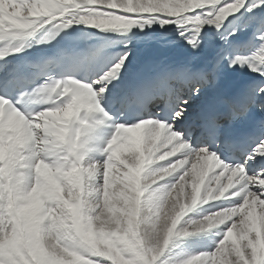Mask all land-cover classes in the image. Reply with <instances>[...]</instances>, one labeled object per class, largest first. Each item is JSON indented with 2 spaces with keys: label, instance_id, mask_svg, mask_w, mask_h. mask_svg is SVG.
<instances>
[{
  "label": "snow or ice",
  "instance_id": "snow-or-ice-1",
  "mask_svg": "<svg viewBox=\"0 0 264 264\" xmlns=\"http://www.w3.org/2000/svg\"><path fill=\"white\" fill-rule=\"evenodd\" d=\"M8 3L9 14L18 12L19 16H23L26 14L25 6L30 4L31 0H8ZM229 4H236L238 10L227 17H219L220 9ZM14 5H19V9L11 7ZM85 7L111 11L113 14L127 16L135 21L137 20L131 17L141 15H146L149 19L159 17L158 23L161 28L169 23L176 26V34L192 52L198 53L207 41L208 48L210 50L215 48L216 54L200 68H193L191 63L180 66H158L147 75L130 77L131 49L108 56L99 66H93L92 62L98 56V52L90 48L72 54L60 50L57 58L45 59L39 63L25 62L11 68L6 63L0 65V101H6L9 108L18 109L17 106H20V111L24 113L28 121L38 123L39 121L34 120L35 111L31 113L26 111L24 107L26 100L40 94L48 86H54L57 81L61 88L73 81L85 85L92 90L93 100L91 107L81 108L78 113L82 109L101 111L103 117L111 121L114 134L118 138L125 133L123 129L118 132L116 125H139L140 127L133 128L131 135H137L142 128L148 142L151 143L154 138L157 147L160 148L156 157H163L165 153H168L166 158L158 159L149 165V172L167 168L177 161L182 162L178 170H173L171 175H165L163 179L153 184L157 185V188L154 189L153 185L146 188L141 197L142 201L162 203V198L172 184L182 176L190 179L194 173H204V185H208L212 178L220 177L221 173H224L221 183H226L233 169L241 170L240 175L233 180L235 187L230 188L223 198L216 200H223L226 203L218 204L215 211L242 204L245 195L249 192L264 201V186L260 184L264 181V15H256L258 9H264V0H214L208 4L187 8L179 15L171 16L161 15L154 10L123 13L89 5ZM45 19L47 18L38 20L36 26L44 24ZM70 19V16L65 17V21ZM149 19L144 20L143 25L151 26ZM161 20L167 23L161 24ZM53 22L61 23L59 20H53L51 24ZM73 23L75 21L66 28ZM46 25L49 24H44L45 31H47ZM246 33L247 39L241 40L240 37ZM23 38L20 29L10 26V21L7 19L3 21V27L0 28V42ZM21 48L18 45L14 51L18 52ZM4 49L0 50V60L7 55L6 43ZM236 69H247L258 80L236 95H225L218 90L219 81L224 73ZM68 76L72 78H54ZM68 99L70 97L61 98L57 93L55 102L50 101L41 105L40 110L61 107L67 103ZM197 100L200 101L199 104L195 103ZM112 109H115L116 115H129L130 118L124 121L114 119L110 114ZM253 112L262 114L261 119L253 122L254 131L239 132L233 127L237 122H247ZM74 117L67 123L63 154L56 151L44 157L54 165L61 163L62 155L67 156L69 149L74 148L76 153L69 158V165L76 156H81L74 147L77 145L80 133L77 132L73 136L69 131V125ZM112 137L113 135L109 140ZM117 144L118 141L108 151L103 149L106 158H108V152L113 153V159L109 161L113 167L119 166L115 159ZM22 155L29 159L13 163L7 176L0 179V184L6 186L9 183L19 184L21 189L31 187L35 179L31 167L34 159L31 158V152L25 151ZM205 160L214 161L216 166L203 169L202 164ZM94 162L97 164L98 172L94 170L91 175L85 173L81 178L85 196L90 190H95L103 183L105 160L85 162L83 159L82 163L84 167H88ZM170 176L174 177L173 181L160 189L158 182ZM241 177H243L242 180ZM236 181L240 182L236 183ZM154 193L160 198L153 199ZM234 193L239 195H233ZM6 207L7 196L0 201V229L3 230L5 240L12 231L11 217ZM236 219L238 217H233L220 225L222 226L221 238L211 252L191 255L183 261V264H194V262L195 264H217L222 247L220 241L224 239V233ZM50 223L46 221L45 226ZM178 225L180 223L173 229L175 234L167 235V242L163 237L159 242L144 243L142 251L148 256L150 264H157L158 258L165 252L170 242L174 238L181 237L179 233L182 232L183 226L178 229ZM192 235L194 234L185 233L182 237ZM21 256L25 260L28 259L23 249L18 255H14L6 244L0 247V264H20ZM197 257L199 259H196ZM87 259L92 264H112V261L99 256L90 255ZM123 260L132 261L134 255L127 253L123 256Z\"/></svg>",
  "mask_w": 264,
  "mask_h": 264
},
{
  "label": "clouds",
  "instance_id": "clouds-1",
  "mask_svg": "<svg viewBox=\"0 0 264 264\" xmlns=\"http://www.w3.org/2000/svg\"><path fill=\"white\" fill-rule=\"evenodd\" d=\"M211 2L214 0H31L25 6L26 14L19 16L18 12L9 14L10 5L8 0H4L0 3V28L7 19L10 26L20 29L21 34L26 37L43 29L44 24L59 20L61 23L53 26L57 31L66 28L73 21L101 31H121L133 28L137 21L85 5L123 13L154 10L161 15L171 16L179 15L187 8ZM11 7L19 9L20 6ZM236 10V4H229L220 9L218 16L227 17ZM69 16L71 19L65 21V17ZM44 18H47L44 24L37 27V21ZM160 23L167 21L161 20ZM47 31L53 36L57 34L51 29ZM24 46L23 43L20 44V47ZM57 93L61 98L70 99L61 107L36 110L50 101L55 102ZM92 100L93 94L89 87L73 81L61 88L57 81L54 86H48L24 103L26 111H35L34 120L39 121L38 123L28 121L19 109L9 108L6 101H0V165H3L0 167V179L5 177L3 174L8 173L13 163L29 159L22 155L23 152H31V158L34 159L31 167L35 179L30 188L21 189L19 184H0V201L7 196L6 211L12 223V231L6 240L0 229V247L6 244L14 255H18L23 249L28 259L21 256L20 264H92L87 259L90 255L110 260L112 264H121L118 254L124 256L127 253L137 257L134 264H150L148 256L142 251L143 245L158 242V237L151 232H146L141 237L133 226V220L138 219V207L144 190L165 175H171L173 170H178L182 162L177 161L167 168L149 172L148 166L158 159L166 158L168 153L163 157H156L160 148L154 138L151 143L148 142L142 128L137 135H131L133 128L140 127L139 125H116L117 131L123 129L125 134L119 138L113 134L105 151L118 141L131 148V155L123 159L115 158L119 166L113 167L109 163L113 159V153L108 152V158L104 162L103 183L85 196L81 178L85 173L91 175L94 170L98 172L95 162L84 167V157L81 155L76 156L69 165V158L76 155L74 148L69 149L67 156L62 155V161L58 165L44 158L56 151L63 154L68 121L79 109L91 107ZM215 166V162L211 160H205L202 164L203 169ZM240 171L233 169L226 183H221L224 173L212 178L208 185H204V173H194L190 179L182 176L172 184L162 198L163 201L167 198L164 207L169 213L175 212L177 207L180 210L172 218V226L175 227L176 217L188 206L178 201L186 197L189 187L193 192L192 206L199 203L201 198L205 204L220 200L230 188L235 187L233 180L240 175ZM110 172L116 177L115 180L110 179ZM260 184L264 186V181ZM159 198L153 194V199ZM233 217L238 219L220 241L222 247L217 264H264V201L253 193H247L243 203L238 206L210 212L199 221L193 220L191 223L197 230L203 229L205 224L211 229ZM46 221L51 223L45 226ZM171 231L172 228L167 229L165 242ZM126 245L134 251L126 250Z\"/></svg>",
  "mask_w": 264,
  "mask_h": 264
},
{
  "label": "bare ground",
  "instance_id": "bare-ground-1",
  "mask_svg": "<svg viewBox=\"0 0 264 264\" xmlns=\"http://www.w3.org/2000/svg\"><path fill=\"white\" fill-rule=\"evenodd\" d=\"M262 11H264V9H258V14H256L257 16L261 13L262 14ZM121 148L123 149L122 150V153H123V156H130L131 155V148L129 147H126V146H121ZM116 158V157H115ZM111 190V188H110ZM147 204V205H150L151 202L149 201H141L140 202V205L141 204ZM140 205L138 207V219H134L133 220V226L137 228V230L139 231L140 233V236L142 237V233H146V232H151L152 231H155L158 227V224H160L161 226H163L164 222L162 220H156L154 221L153 223L150 221V219L152 218H149L148 215L143 218L141 217V211H140ZM160 210L157 209V210H154V212H159ZM126 220H127V217H125ZM170 219L172 220V217H170ZM144 226V231H142V229L140 228V226ZM168 228H172V231L170 234H174L173 232V227L172 225H167ZM142 232V233H141ZM162 238V236L158 237V242L159 240ZM156 242V241H154ZM173 242H174V239L170 242L169 246L166 248V249H170L171 246H175V244L173 245ZM126 247V250L128 251H134L133 248L129 247V246H125ZM169 251V250H168ZM166 252V251H165ZM191 255H188L184 252H181L178 248L175 250V252L170 256V259H168L170 262H172V264H174V261L176 260V258H180V263L179 264H183V261L187 258H189ZM119 259V258H118ZM159 260V259H158ZM122 262H125L124 260H122ZM178 264V263H176Z\"/></svg>",
  "mask_w": 264,
  "mask_h": 264
},
{
  "label": "rangeland",
  "instance_id": "rangeland-1",
  "mask_svg": "<svg viewBox=\"0 0 264 264\" xmlns=\"http://www.w3.org/2000/svg\"><path fill=\"white\" fill-rule=\"evenodd\" d=\"M261 14V13H260ZM259 14V15H260ZM262 14H264V12H262ZM111 191V190H110ZM126 220V218H125ZM150 221L153 223L155 220L154 219H150ZM140 228L142 229V231H144V226H140ZM142 233V232H141ZM152 233H155L157 237L162 236V238L164 237L165 233L162 230V226L160 224H158V227L155 231H152ZM146 233H142V237L145 235ZM173 248V246L170 247V249H166L164 252L158 259L157 264H172V262H170L168 259H170V256L173 254L171 251V249ZM169 250V251H168ZM175 252V251H174ZM137 259L136 256H134V260L132 261H125L127 264H134L135 260ZM119 260L122 262L123 258L121 256V258H119ZM176 263H180V258H176V260L174 261V264Z\"/></svg>",
  "mask_w": 264,
  "mask_h": 264
}]
</instances>
